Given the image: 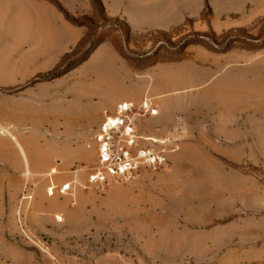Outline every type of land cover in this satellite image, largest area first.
<instances>
[{
	"label": "rangeland",
	"instance_id": "374dc122",
	"mask_svg": "<svg viewBox=\"0 0 264 264\" xmlns=\"http://www.w3.org/2000/svg\"><path fill=\"white\" fill-rule=\"evenodd\" d=\"M244 1L213 0V12L210 7L203 8L191 26L200 35H207L201 38L189 37V31L179 35L182 26L167 31L175 32L169 37L159 31L128 35L124 19L108 15L104 18L93 0L91 7L70 13L78 26L66 23L52 6L45 12L23 4L29 15L41 20L49 16L55 34L50 43L48 25L41 22L37 28L45 27V32L40 33L45 38H37L34 32L18 48L16 39L0 32V128H7L8 133L0 129V162L11 176L23 179L22 185L8 184V193L19 194L17 208L23 202L33 207L35 191L41 201L46 198L48 186L54 183L60 188L65 182H58L71 175L66 182L74 183L66 197L79 198L78 206L64 210L68 216L59 211L62 204L57 202L66 197L61 199L56 194L46 198L56 212L52 216L54 224L47 221V216L32 218L37 231L55 227L58 232L56 240L48 234L37 235L50 247L40 242L39 249L28 248L37 253L41 262L264 264V165L242 169L247 176L242 182L243 191L236 190L226 199L211 198L207 183L188 185L187 178L193 176V170L187 167L179 168L184 190L179 195L168 192L164 200L157 194L133 195L127 186L134 180L115 182L106 189L86 188L88 176L97 166L87 163L95 158L94 136L99 125L114 113L116 103L130 95L138 76L158 62L178 61L197 53L243 51L234 53L233 59L221 63V67L227 68L226 75L231 78L232 96L247 100L249 115L256 110L264 117V0H247L243 4ZM230 2L233 6L226 5ZM9 8L0 1V18ZM184 39L196 44L184 50L180 44ZM99 48L102 50L93 57ZM85 57L86 62L77 64ZM237 78L245 80L246 87H239ZM208 86L205 82L199 89L206 90ZM248 123L257 130L255 138L264 163V122L251 119ZM183 158L203 159L197 152ZM65 169L66 176L61 172ZM38 173L44 175L38 177ZM157 173L163 172H146L142 176ZM114 185L119 187L116 195L120 205L113 210L111 199L102 210L95 203L99 200L85 199L110 198L109 190ZM128 198L142 206L148 202V208L158 217L155 230H144L143 216L135 221ZM161 206L179 211V229L174 227L175 217L159 221ZM59 217L62 220H57Z\"/></svg>",
	"mask_w": 264,
	"mask_h": 264
},
{
	"label": "crops",
	"instance_id": "0c3cea01",
	"mask_svg": "<svg viewBox=\"0 0 264 264\" xmlns=\"http://www.w3.org/2000/svg\"><path fill=\"white\" fill-rule=\"evenodd\" d=\"M0 1L10 7L0 18V32L16 39V48L19 45L22 47L26 39L34 36V32L39 35L37 38H45L40 34L41 30L45 32V27L41 30L37 28L39 22L48 25L49 43L55 37L54 26L52 28L49 16L41 20L39 16L24 12L23 8V4L27 3L45 12L51 6L57 11L50 0ZM60 1L69 13H77L78 9H87L92 6V0ZM101 1L108 16L125 19L132 32L135 33L169 31L183 26L187 19L198 18L202 15L203 8L207 6L216 9L213 0ZM226 5L233 6V3ZM214 11L216 13V10ZM62 18L68 23L63 16ZM101 48L94 53L93 57L102 50ZM242 52L238 49L220 54L205 52L192 54L178 61L158 62L146 68L143 74L136 79V85L130 89V95L115 104L113 111L123 101L132 100L139 103L144 99H150L158 108L159 114L155 117L138 118L136 127L142 136L159 141L161 145L157 146L164 147L168 151L169 167L166 171L152 176L140 175L128 183L127 187L133 195L157 194L162 200L166 199L168 192L173 191L179 195V191L184 190L179 182V168L187 167L193 170V176L187 178L188 185L207 183L211 198L224 197L226 199L233 192H237L236 190L243 191L242 182H245L247 176L242 169L248 166L264 165L262 156L259 154V140L255 138L257 130L252 129L248 123L249 120L254 119L263 124L264 117L256 110L253 115H249L246 107L247 100L245 98L242 100V96L239 98L232 96V84L228 80L230 77L226 75L227 68L224 65L221 67V63L233 59L234 53L242 54ZM235 81L239 87H246L245 80L237 78ZM205 82L209 84L208 88L199 89V86ZM0 129L4 134H8L7 128ZM190 152L199 153L203 159L183 158ZM97 157L96 146L94 161L87 164H97ZM61 172L64 176L68 175L66 169ZM173 173L175 177H172ZM42 175L44 173L37 174L38 177ZM69 176L71 179V175ZM36 179L34 182L37 185ZM69 179L59 181V184L65 182L60 187L66 183H74L73 181L66 182ZM11 183L22 185L23 179L11 176L6 165L0 162V264H44L37 253L28 248L39 249L40 242L45 247H50L48 241L46 242L43 237L37 235L48 234L56 240L55 235L58 232L54 229L55 227L37 231L31 221L33 217L47 216L49 223H55L52 216L56 212L46 202V198L54 196H49L47 193L46 198L40 201L35 191V206L28 207L23 202L22 206L17 208L16 202L19 194L13 196L8 193V184ZM118 189V185L110 188V198L86 197L85 199L99 200L95 203H97V209L99 207L101 210L103 206L109 205L111 199L113 210V207L120 205L116 195ZM244 191H246L245 188ZM72 197H66L63 200L58 197L57 200L62 204L59 211L66 216L68 214L64 211L65 209L72 210L79 205V198L75 196L71 199ZM127 204L135 221L139 222L137 217L143 216L145 231L155 230L153 226L157 225L158 217L153 209L148 208V202L142 206L133 204L132 199L128 198ZM161 207L163 213L158 215L161 216L159 221L163 222L165 217H175L177 222L174 227L179 229V211ZM17 217H19L18 224ZM71 234H73L72 231Z\"/></svg>",
	"mask_w": 264,
	"mask_h": 264
},
{
	"label": "built area",
	"instance_id": "2783aa9c",
	"mask_svg": "<svg viewBox=\"0 0 264 264\" xmlns=\"http://www.w3.org/2000/svg\"><path fill=\"white\" fill-rule=\"evenodd\" d=\"M158 114L156 105L150 99H144L139 103L123 101L112 115L105 117L94 136L97 166L89 174L86 188L106 189L115 182L135 180L143 173L162 172L169 167L168 151L157 146L161 145L159 141L142 136L136 127L138 118ZM72 184L66 183L60 188L52 185L48 195L68 196Z\"/></svg>",
	"mask_w": 264,
	"mask_h": 264
},
{
	"label": "trees",
	"instance_id": "16d2710c",
	"mask_svg": "<svg viewBox=\"0 0 264 264\" xmlns=\"http://www.w3.org/2000/svg\"><path fill=\"white\" fill-rule=\"evenodd\" d=\"M54 5L55 7L58 9V11L64 16V18L71 24H74V25H77L78 26V23L75 21V19H73V17H71L70 13L67 12L63 6L61 5L60 1L59 0H50ZM93 6L99 10V12L101 14H103L104 18H108L107 16V13H106V10L102 4V1L101 0H93ZM208 7V6H207ZM125 21V19H124ZM193 21L192 19H187V21L185 22V24L182 26V27H179V35H181V33H184V32H188L189 31V34L188 36L189 37H197V38H201L203 36H207V35H200L199 33L195 32L191 26L193 25ZM125 25L127 27V31H128V35L131 34L132 30L130 28V26L127 24V22L125 21ZM189 28V29H187ZM209 28L211 30V33L214 34L213 30L211 29V26L209 25ZM175 29V28H174ZM158 34L164 36V37H169L170 34H175L174 30L169 33L167 31H159ZM180 44H182V47H184L183 49L185 50L188 46L192 45V44H196L195 42H192V41H185L184 40H181L180 41ZM88 60L87 57H85L81 63H77V64H82L84 62H86ZM75 66V64L73 65Z\"/></svg>",
	"mask_w": 264,
	"mask_h": 264
}]
</instances>
